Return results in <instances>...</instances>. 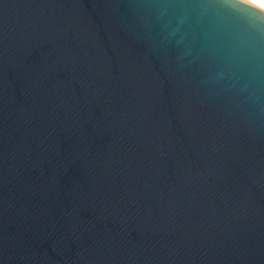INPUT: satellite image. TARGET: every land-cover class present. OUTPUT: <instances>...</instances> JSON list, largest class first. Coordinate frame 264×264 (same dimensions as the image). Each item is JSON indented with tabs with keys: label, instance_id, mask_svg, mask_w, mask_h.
I'll return each instance as SVG.
<instances>
[{
	"label": "water",
	"instance_id": "95a60500",
	"mask_svg": "<svg viewBox=\"0 0 264 264\" xmlns=\"http://www.w3.org/2000/svg\"><path fill=\"white\" fill-rule=\"evenodd\" d=\"M0 264H264V11L0 0Z\"/></svg>",
	"mask_w": 264,
	"mask_h": 264
},
{
	"label": "bare ground",
	"instance_id": "6f19581e",
	"mask_svg": "<svg viewBox=\"0 0 264 264\" xmlns=\"http://www.w3.org/2000/svg\"><path fill=\"white\" fill-rule=\"evenodd\" d=\"M264 11V0H247Z\"/></svg>",
	"mask_w": 264,
	"mask_h": 264
}]
</instances>
